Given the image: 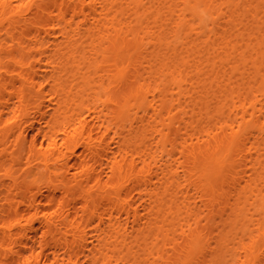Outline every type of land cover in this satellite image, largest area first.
Segmentation results:
<instances>
[{
  "label": "bare ground",
  "instance_id": "1",
  "mask_svg": "<svg viewBox=\"0 0 264 264\" xmlns=\"http://www.w3.org/2000/svg\"><path fill=\"white\" fill-rule=\"evenodd\" d=\"M176 1L128 0L136 14L132 23L125 18L124 0H0V138H9L3 118L6 112L12 114L20 108L25 115L37 114L38 121L45 123L39 132L42 137L33 138L29 145L22 139V151L12 156L24 162L25 177L29 178L24 183V194L29 195L20 203L24 209L16 199L19 195L11 189L19 183L10 188L13 179L9 185L0 180V264L34 263L36 257L26 255V251L35 219L43 220L53 237L74 233L75 247L69 248L62 263L60 255L55 256L53 264H77L75 258L86 242L85 228L97 216L99 227L105 224V234H121L116 213L133 216L136 221L146 217L136 205V194L150 199L142 204L149 216L143 227H134L138 233L117 259L118 264H264L263 223L256 234L243 227L247 241L244 237L231 241L223 230L208 237L200 217L183 219L176 197L181 195L177 191L180 186L182 189L181 183L187 193L195 191L210 209L209 223L214 230L231 223L235 229L244 216L242 205H257V210L264 211V183H258L260 173L254 169L261 164L264 146V15L260 16L264 0ZM178 2L182 4L180 11ZM81 14L88 25L79 33L80 39L50 52L42 34L57 33L68 39L75 17ZM192 31L205 35L202 42L206 53L200 57L208 54L212 70L229 65L230 75H236L244 72L243 68L240 71L241 64L252 63L254 68L243 78L249 88H236L232 83L228 88L234 76L229 78L225 72L228 84L218 95L217 120L204 115V125L188 118L196 103H184L185 85L193 82L183 71L189 59L182 57L179 43ZM163 48L170 56L154 67L155 83L145 81L141 72L144 60L150 55L160 60ZM64 49L67 51L61 52ZM66 53L69 59H62ZM253 81L256 87L251 85ZM169 87L176 90L170 91L172 96ZM47 102L54 104L51 113L45 110ZM202 112L197 113L202 117ZM134 120L141 125L128 129ZM112 132L119 138H115L116 147L112 146L116 142ZM58 134L61 141L56 139ZM149 135L156 141V150L146 145ZM143 145L146 150H137ZM90 154L92 161L91 157L86 159ZM163 154L169 161L159 164ZM76 155L81 159L70 164ZM181 172L183 182L177 178ZM42 186L62 189L64 201L53 204L56 207L52 210L37 207L32 188L40 190ZM74 192H80V206L77 201L69 202ZM187 193L182 199L186 207ZM173 196L180 202L177 207ZM54 198L51 194L49 200ZM9 217H16L17 222L2 223ZM6 240L20 245L10 251L8 261L1 257H7L3 253ZM90 253L95 263L111 264L101 248L90 249Z\"/></svg>",
  "mask_w": 264,
  "mask_h": 264
},
{
  "label": "rangeland",
  "instance_id": "2",
  "mask_svg": "<svg viewBox=\"0 0 264 264\" xmlns=\"http://www.w3.org/2000/svg\"><path fill=\"white\" fill-rule=\"evenodd\" d=\"M27 1H30V0H27ZM45 1L51 2L52 0H45ZM166 1L169 4L171 3V0H166ZM123 4H124V6L127 7V13L126 14L128 16L126 15L125 18H127L129 20V22H132L131 20H133L134 16H136L135 11L130 8L128 0H124ZM179 4H180V2H178L177 9H179V11H180L182 8V4H180V5ZM32 9L35 10L36 9L35 6ZM52 9L55 11V13L58 12L57 7H52ZM260 12H261L260 16H261V14L263 16L264 15L263 10H260ZM129 16H131V17L129 18ZM83 18H84V16L82 14L75 17L73 24H72L73 30H72V32H70L71 34H70V37L68 39H66L65 37L63 38V35L59 34L60 32H58L59 35H57V33H55L52 36L43 33L42 36H45L44 37L45 38L44 39V42H45L44 46L47 47L50 52L54 53V51H56V49L59 50V48L63 47L64 45L69 44V42H72V41L74 42L75 39L77 40L78 38L80 39L79 33L80 32L82 33V31L84 32L85 31L84 29H86V27L88 25L87 22L84 21ZM131 18H133V19H131ZM151 18L152 17H150V19ZM152 19L154 20V18H152ZM149 21L151 22V25L153 26L154 22L152 20H149ZM84 22H85V24H84ZM248 29H250V28H248ZM190 34H188L187 37L185 36V39L182 43H179V50H181V47H183V49L181 51L182 57L189 59L188 64L186 66L182 67L183 71L186 74H188L189 81L193 82V84L189 83V84L185 85L187 97H186V100L184 99V103L187 102L188 104L191 103L192 105L194 103H196L195 106L193 105L195 108L194 113L188 118L192 119V120L194 119L195 121H200L204 125L206 123V120L204 119L206 115L213 116L212 119L214 118L213 120H217V118H216L217 115L215 116V108H216L215 105H217V101L219 99L218 95L220 96L219 93H221L220 89L223 90L224 86L227 88L228 83H229L228 88H230L232 85H235V84H237V85H235L236 88H237V86H241V85L244 86L245 88H249L248 83H246V81H243V78L244 77L246 78V76L248 77L250 74H252L251 72H254L253 71L254 68L252 66V63H248L246 66L241 64V70L240 71H242L244 69V72L242 71L244 74L242 72H238V73H236V75H233V74L230 75L231 69L228 70V68H230L229 65L223 66L224 68L220 67V68H218V70H212V68H213L212 62L213 61L210 62L207 59L208 54H206L205 57H203V58L200 57V55H203L202 54L203 52L206 53L205 46L202 42L203 39L205 38V35L202 33L196 32V31L195 32L192 31V33L190 32ZM54 35H56V37ZM58 41H60V42L62 41L61 42L62 44L60 46L57 45V43L60 44V42H58ZM185 41H187V42H185ZM193 43H195L196 45ZM184 46H186V47H184ZM192 46H194V47H192ZM197 47H199V49L202 47L201 48L202 52L199 49H198L199 50V52H198ZM193 48L195 50H193ZM165 49L163 48L162 49L163 52L162 51L159 52L160 60H158V61H155L154 59H152L151 55L146 57V59L144 60V64L142 66V69H141L142 74H144V76H143L144 78H142V79H144L145 81H151L152 83H155V81H153V77H152V76H154L152 73L153 69L160 66L159 61L167 60L168 59L167 56H170V54L168 55V53L165 52V51H167ZM184 49L185 50L192 49V50H190L191 51L190 52L189 50L185 51ZM203 49L205 51H203ZM52 50H54V51H52ZM151 50H152V48L150 47L148 49V51L150 52ZM49 51H48V54L50 53ZM63 51L65 52L67 50L64 49L61 52H63ZM193 51H194V54H193ZM233 53H235V52H233ZM232 55L234 56V60L238 59L236 53L232 54ZM232 55H231V57H232ZM173 56H175V55H173ZM61 57H62V59H69L70 55H69V53H66L64 56L62 54ZM177 57H180V56L177 55ZM235 57H236V59H235ZM147 59H149V60L147 61ZM217 64H219V62H217ZM199 69H202V71L199 72ZM143 71H144V73H143ZM216 71H219V72L216 73ZM225 72H226V74H225ZM224 74L227 76L230 75L229 78L233 77V76L234 77L236 76V77L231 78L232 82L228 81V83H227L228 77L224 76ZM239 75H240V77H239ZM214 78L216 80H213ZM240 78H241V80H239ZM211 80L214 81L213 84L210 83V82H212ZM199 81H201V82H199ZM221 81L224 84H222ZM70 82H72V81H70ZM207 82H208V84H207ZM231 83H232V85H231ZM19 85H20V82L17 81V86H19ZM212 85H214V86H212ZM251 85L252 86L255 85V87L257 86L255 81H253ZM235 86H233V87H235ZM213 89H215V90H213ZM172 90L173 89L171 87H169V92L170 91L172 92ZM174 91L176 92V90H173V92ZM192 91H194V93H192ZM171 92H170V95L168 93L169 96H172ZM188 94L190 96H188ZM209 94L211 97H208ZM214 95H216L217 97ZM197 96H198V99L195 98ZM199 100H201V101H199ZM206 100H208V101H206ZM13 102L17 103V99H15ZM215 102H216V104H215ZM46 104H47V107H45V110H47L49 113H51L53 110L54 104L50 103V102H47ZM192 105H191V107H192ZM19 110H20V108L18 110H16L17 112L12 113V114H10V112H6V114H4V117H3L4 119H6V122H7L6 128H8V129L5 132H7V133L9 132V138L8 137H6V138L1 137L0 138V141H1L0 142V180L1 181L5 180L6 184L9 185L11 183L10 181H12V179H13V181L10 185V188L13 185V183H15V184L19 183V184H17L18 186L17 185L12 186L11 189H13L12 192H15V194L19 195V196H16V199H17V201L19 199L18 204H19L20 208L24 209L25 206L21 205L23 203L22 201L25 198H27V195H29L28 192H27L28 194L26 192L24 194V191L26 190L24 183H25V180H28L29 178L25 177L24 168H26V167H25L24 162L21 159L16 160L15 156H18L20 154V152L22 151V149H21L22 148V146H21L22 139L23 140L26 139L25 141H27V143L29 145L34 140L33 138L38 139V138L42 137L39 134V132L41 130V127H44L45 123L38 121L39 116L37 114L31 113L30 115H25V111L20 112ZM202 110L205 112H202ZM209 110H211V111H209ZM31 111H32V109H31ZM197 112L198 113L202 112V117ZM18 113H19L18 116L14 115V114H18ZM87 114H88V112H85L84 117L88 118ZM32 123H34V125H32ZM140 125H141L140 122L134 120L133 126L129 125L127 128L130 129L131 127H136L133 129H137ZM182 131H185V130H182ZM3 132L4 131H2V133ZM21 132L23 134H22L21 140H20L19 134ZM127 133H129V132H127ZM37 135H38V137H37ZM111 135L114 136L113 141H116V142H112V146L116 147L117 142L119 141V138L114 134V132H112ZM61 137H62V135L58 134L56 139L58 141H61V139H62ZM115 138L118 139V141ZM19 140H20V142H18ZM30 140H31V142H30ZM2 141H4V142H2ZM18 144L20 146H18ZM146 145L148 147H152L153 150H156L154 147H157L156 146L157 144H156L155 139H153L151 135H149V138H148ZM137 148H138L137 150H144V149L146 150L147 147L143 145V146L137 147ZM149 151H150V149H148V152ZM15 153H18V154H15ZM260 153H261V155H260L259 159H260L261 164H258V166H256L254 169H257V174H258V172L260 173V176H259L260 180L258 183H260L262 186V184L264 183V146L261 148ZM13 154L15 155L13 158V159H15L14 161L12 159ZM90 157H91V154L89 156H87L86 159H89ZM73 158L74 159H71L70 164H72L76 160L81 159L80 155H76ZM90 159L92 161L93 157H91ZM248 159H250L249 155H248ZM158 160H159V162H158L159 164H165L167 161H169L168 156L165 154H163V156L160 155ZM248 165L251 166L250 163ZM253 171L255 174V170H253ZM250 172H252V171H250ZM7 174H10V175H7ZM180 175H179L180 177H177V178L180 179L181 182H183L182 181L184 179V177H182L183 173L181 172ZM181 185H182V189H180L181 188V186H180L179 187L180 190L179 189L177 190L178 195L179 194H181V195L176 196V197H178V199L181 203L178 200H176L177 198L175 199V197L173 196L174 199L176 200V202L178 201L176 204L174 203L175 207H177L178 206L177 204L180 203L179 206H180V208L182 206L181 212H183L182 213L183 215H181V216L183 217V219H187V218H191V217L193 219L194 217L195 218L200 217L202 219L201 228L203 229V232L205 233V235H207L208 237H211V235H213L212 232L215 234V233L219 232L220 230H223L225 235L228 234L229 238H231V241H233V240L239 241L242 237H244V239L247 241L249 236H246V235L243 236L245 233V232H243L244 226H246L250 231L254 230V234H256L257 233V231H256L257 227H259L261 225V223H263L262 225H264V211L257 210L256 209L257 205L255 207V205L246 204L244 206L242 205V207H243L242 212L244 213V216L237 223V227L235 229H233V224L231 223V224L224 225V227L222 226L221 229H215L214 230L212 225L209 223V220L212 217L210 209L207 208L206 206H204V203L200 201V199H199V197H197L195 191H189L190 193H187L186 192L187 189H185V187H183V183H181ZM1 188H3V187H1ZM226 189L229 190L230 187L226 186ZM32 190H33L32 193H35L36 198H37L36 206L37 207L39 206L40 209L47 208V209L52 210L56 207V205H59L60 202L64 201V199H63L64 194H63L62 189L49 190L47 187L42 186V188L40 190L35 189V188H32ZM186 193H187V196H189L188 198L185 197V199H187V201H188V204H187L188 207L184 206L185 204L182 203L184 200V196H186ZM51 194L55 197L52 201L49 200V197L51 196ZM79 195H80V192L72 193V195L69 196V198H68V199H71V201H69V202L77 201L78 206H80L82 204V200L80 199ZM135 197H134V199H135V202L137 203L136 205L140 206L139 207L140 214L146 215V217L143 220L136 221L133 216L127 217V214H125L123 212H122V214L116 213V215L118 216L117 221H120L121 225H122L121 226L122 227L121 234H118V233L116 234V232L105 234L103 229H102V228H105V224L102 223L101 226L99 227L100 218L97 216L95 218V221L91 225H89L88 227L85 228L83 238L86 237V242H84L85 246L81 249V251L79 252V255H77V258H75V259H77V264H101V262L95 263V259L93 258V254L90 253V249L94 250L95 248H101L103 253H105L106 256H108L110 258L111 264H118L117 259L124 252H126L128 246L132 245L131 241L133 240V237L135 236V234L137 232V231L133 230L134 227H135V229L143 227L144 222L148 219L147 217L149 216V215H147V211L143 208V205H142V204H145L144 201L150 202V199L148 198V196H144V198L141 199V198H138V195L136 194ZM21 199H23V200L21 201ZM66 200H67V198H66ZM252 200L253 199H250V201H252ZM17 201H15V203H17ZM53 204H56V205H53ZM196 206H197V208H196ZM185 209H188V210H185ZM230 211L231 210H228V213ZM189 213H190V215H189ZM81 214H82V211H81ZM119 215H122V216L119 217ZM3 222L6 224H15L17 222V220H16V217H9V218H4L2 223ZM44 224L45 223H43V220H41V219L40 220L35 219L33 221L34 228L30 231L29 239L27 238L28 248L26 251V255L31 256L32 254H34L36 259L34 260L33 264H53V262L55 260V256L60 255V262L62 263L63 261L61 259H62V257L65 256V253L69 250V248L75 247V245H74L75 244V235L73 232H68V233H61V234H58L56 237H53L51 234H48L47 229H46L47 227ZM116 227L119 228V225L117 224ZM106 239H107V241H105ZM210 241L212 242L213 245H215V241L213 239H210ZM4 248L6 249V252H3V253H7L6 254L7 257H3V254L1 255V257H2V260L8 261V258L11 257L10 251L11 252L16 251L18 248H20V245L14 243V242H10L9 240H6L4 242ZM135 249L138 250L137 247ZM98 255L99 254H97L96 256H98ZM37 256H39V257L37 258ZM142 257L144 258V255H141V258ZM68 262L69 261L66 260V263H68ZM146 262L151 263L150 261H146ZM205 263L211 264L210 261H206ZM232 263L230 261L228 264H232ZM68 264H71V263H68ZM234 264H237V263H234Z\"/></svg>",
  "mask_w": 264,
  "mask_h": 264
}]
</instances>
